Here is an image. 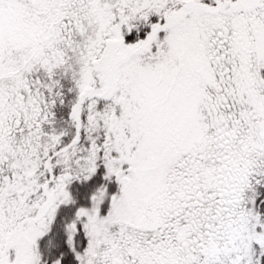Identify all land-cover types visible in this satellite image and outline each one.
<instances>
[{"label": "snow or ice", "instance_id": "1", "mask_svg": "<svg viewBox=\"0 0 264 264\" xmlns=\"http://www.w3.org/2000/svg\"><path fill=\"white\" fill-rule=\"evenodd\" d=\"M0 264H264V0H0Z\"/></svg>", "mask_w": 264, "mask_h": 264}]
</instances>
